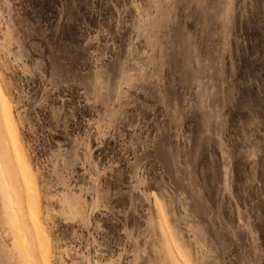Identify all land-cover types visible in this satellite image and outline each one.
I'll use <instances>...</instances> for the list:
<instances>
[{"label":"rangeland","instance_id":"rangeland-1","mask_svg":"<svg viewBox=\"0 0 264 264\" xmlns=\"http://www.w3.org/2000/svg\"><path fill=\"white\" fill-rule=\"evenodd\" d=\"M0 164V264H264V0H0Z\"/></svg>","mask_w":264,"mask_h":264},{"label":"bare ground","instance_id":"bare-ground-1","mask_svg":"<svg viewBox=\"0 0 264 264\" xmlns=\"http://www.w3.org/2000/svg\"><path fill=\"white\" fill-rule=\"evenodd\" d=\"M0 207L3 211V220L4 224L7 226L12 239H13V249L15 252H20L21 256L19 255L18 257H21L23 259H28L32 257V253L30 250L29 244H27V239L25 235L22 233V229L18 226L17 224V216L14 213V208H13V198L12 195L8 192V187H7V181L4 180L2 171H1V164H0ZM37 215V213H35ZM38 221V218L36 219ZM38 223H40L38 221ZM169 245V244H168ZM169 249V256L170 259H173V264H182L178 260V256L174 253H172L170 245L168 246ZM18 254V253H17ZM24 264H31V263H24Z\"/></svg>","mask_w":264,"mask_h":264}]
</instances>
